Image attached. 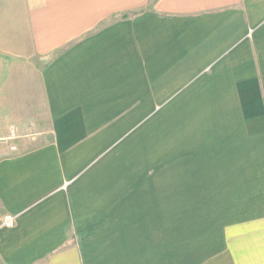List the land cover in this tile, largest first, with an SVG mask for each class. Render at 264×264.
Instances as JSON below:
<instances>
[{"label":"crops","instance_id":"0c3cea01","mask_svg":"<svg viewBox=\"0 0 264 264\" xmlns=\"http://www.w3.org/2000/svg\"><path fill=\"white\" fill-rule=\"evenodd\" d=\"M0 140L4 264H264V0H0Z\"/></svg>","mask_w":264,"mask_h":264},{"label":"built area","instance_id":"2783aa9c","mask_svg":"<svg viewBox=\"0 0 264 264\" xmlns=\"http://www.w3.org/2000/svg\"><path fill=\"white\" fill-rule=\"evenodd\" d=\"M15 225V217L10 214L3 215L0 226L2 227H13ZM0 264H4L2 260L0 259Z\"/></svg>","mask_w":264,"mask_h":264},{"label":"rangeland","instance_id":"374dc122","mask_svg":"<svg viewBox=\"0 0 264 264\" xmlns=\"http://www.w3.org/2000/svg\"><path fill=\"white\" fill-rule=\"evenodd\" d=\"M4 142H5V141L0 140V146H1L2 144H5ZM24 142H25V141H24ZM28 143H29V142H28ZM31 143H32V144H35V141H31ZM28 146H30V145H29V144H24L23 147H21V148H26V147H28Z\"/></svg>","mask_w":264,"mask_h":264}]
</instances>
